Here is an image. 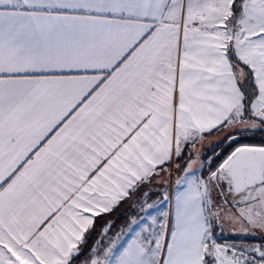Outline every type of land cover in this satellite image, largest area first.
Here are the masks:
<instances>
[{
  "label": "snow or ice",
  "instance_id": "obj_1",
  "mask_svg": "<svg viewBox=\"0 0 264 264\" xmlns=\"http://www.w3.org/2000/svg\"><path fill=\"white\" fill-rule=\"evenodd\" d=\"M0 264H264V0H0Z\"/></svg>",
  "mask_w": 264,
  "mask_h": 264
},
{
  "label": "rangeland",
  "instance_id": "obj_2",
  "mask_svg": "<svg viewBox=\"0 0 264 264\" xmlns=\"http://www.w3.org/2000/svg\"><path fill=\"white\" fill-rule=\"evenodd\" d=\"M217 143H219V141H217V142H215V143H212V144H209V145H207V146H205V147L199 149L200 152H201L202 157H204V165H205L204 170H205V171L207 170V164H208V161H210V160H214V159H215L214 152H213V146H214L215 144H217ZM215 152H216V153L221 152V148H216V149H215ZM216 162L218 163L219 161H216ZM173 176H174V175H173ZM173 184H174V183H173ZM218 234H219V232H218ZM230 234H231V233H230V230H229V229L227 228V226H226L225 229H224V233H223V235H224V236H229ZM253 242H256V241H253Z\"/></svg>",
  "mask_w": 264,
  "mask_h": 264
},
{
  "label": "crops",
  "instance_id": "obj_3",
  "mask_svg": "<svg viewBox=\"0 0 264 264\" xmlns=\"http://www.w3.org/2000/svg\"><path fill=\"white\" fill-rule=\"evenodd\" d=\"M222 135H223L222 133H221V134H213L212 136L208 137V138L203 142V144L199 146V149H200V148H203V147H205V146H207V145H209V144H212V143H215V142L219 141ZM175 179H176V175L174 174V176H173V178H172V181H173V183H174L173 185H175ZM153 199H157V197H153ZM127 207H128V206L125 205L124 208H121L117 213L114 214V216H115V215H121V214L125 211V209H126ZM112 218H113V217H110V219H112ZM104 223H105V221L103 220V221L101 222V225H103ZM123 223H124L123 220L117 221V228H119V226H120L121 224H123Z\"/></svg>",
  "mask_w": 264,
  "mask_h": 264
},
{
  "label": "trees",
  "instance_id": "obj_4",
  "mask_svg": "<svg viewBox=\"0 0 264 264\" xmlns=\"http://www.w3.org/2000/svg\"><path fill=\"white\" fill-rule=\"evenodd\" d=\"M256 138H257V140H258V139H260L261 137H260L259 134H257V137H256ZM102 221H103V220H101L100 223H101Z\"/></svg>",
  "mask_w": 264,
  "mask_h": 264
}]
</instances>
